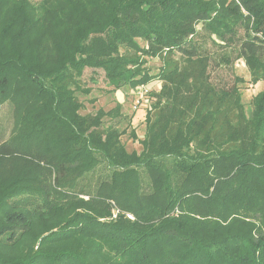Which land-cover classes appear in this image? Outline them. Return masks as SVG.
Returning a JSON list of instances; mask_svg holds the SVG:
<instances>
[{"label":"trees","instance_id":"16d2710c","mask_svg":"<svg viewBox=\"0 0 264 264\" xmlns=\"http://www.w3.org/2000/svg\"><path fill=\"white\" fill-rule=\"evenodd\" d=\"M210 47L264 82V0H0V264H264V92ZM89 70L161 83L141 152L123 103L84 113Z\"/></svg>","mask_w":264,"mask_h":264},{"label":"rangeland","instance_id":"374dc122","mask_svg":"<svg viewBox=\"0 0 264 264\" xmlns=\"http://www.w3.org/2000/svg\"><path fill=\"white\" fill-rule=\"evenodd\" d=\"M31 4H39L42 0H28ZM211 55L214 57L212 65L209 69V74L211 77V81L217 87H224L226 89H231L232 87H237L239 91L242 93V100L243 103L248 109L249 103L256 97L259 93L264 92V82L253 83L251 81V73L249 67L244 59H237L234 60L230 65H222L217 66V54L220 50L216 47L209 48ZM235 58L233 55L232 59ZM217 59V60H216ZM216 60V61H215ZM161 66L159 60L150 61L148 67L152 70V73L157 74L158 68ZM97 81L95 83L93 80ZM242 80V82H240ZM83 81L87 87L93 89L91 95H80L81 101L85 102L86 104V111L84 113H93L95 110L99 109L100 107L109 110L112 106H114L115 101L124 104V113L128 115V117H132L131 123L129 124L128 121V135L123 138L124 144L128 146L129 151H137L141 152V145L140 141L143 140L145 131H146V118L147 113L154 102V98L152 97L153 92H158L159 87H161V83L159 81H154L145 87L149 89L150 96H148L146 102L140 107V112L136 118L137 111L134 109L135 107V97L134 93L130 92L128 97L125 96L124 92H117L115 97L112 95H103L99 91L104 90L105 87V79L103 74L100 72L98 74H93L92 71H86ZM141 87V86H140ZM161 89V88H160ZM94 98H98L97 105H89L88 101ZM142 111V112H141ZM14 121V105L11 101H6L4 104L0 106V140H4L8 137L10 133V129L13 125ZM135 129L137 135V140L134 141L131 136L130 132Z\"/></svg>","mask_w":264,"mask_h":264},{"label":"built area","instance_id":"2783aa9c","mask_svg":"<svg viewBox=\"0 0 264 264\" xmlns=\"http://www.w3.org/2000/svg\"><path fill=\"white\" fill-rule=\"evenodd\" d=\"M149 95V89H147L145 86L139 87L136 89L135 94V107L134 109L138 112L140 107L146 102Z\"/></svg>","mask_w":264,"mask_h":264},{"label":"crops","instance_id":"0c3cea01","mask_svg":"<svg viewBox=\"0 0 264 264\" xmlns=\"http://www.w3.org/2000/svg\"><path fill=\"white\" fill-rule=\"evenodd\" d=\"M160 88H161V87H159V91H160ZM141 112H142V111H141ZM139 113H140V112L137 113L136 118H137V116H140V115H138Z\"/></svg>","mask_w":264,"mask_h":264}]
</instances>
